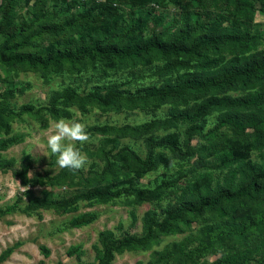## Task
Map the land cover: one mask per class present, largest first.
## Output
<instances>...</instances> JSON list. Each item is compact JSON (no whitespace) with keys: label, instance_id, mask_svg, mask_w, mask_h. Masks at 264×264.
<instances>
[{"label":"rangeland","instance_id":"rangeland-1","mask_svg":"<svg viewBox=\"0 0 264 264\" xmlns=\"http://www.w3.org/2000/svg\"><path fill=\"white\" fill-rule=\"evenodd\" d=\"M243 2L238 12L234 3L225 0H44L43 6L38 0H0V264H98L102 233L111 232L119 240L140 239L150 211H157L163 220L164 209L184 191L194 199L196 182L213 189L218 181L224 182L225 173L237 165L221 161L216 143L231 147L249 141V159L264 166V137L257 144L252 129L240 135L228 126L216 128L223 109L202 114L197 121L200 132L190 137V123L171 115L173 107L193 111L207 97L221 93H190L162 101L141 98L143 87L161 86L182 72L193 71L204 54L216 56L219 50L197 42L203 36L218 37L220 27L232 26L239 33L254 35L256 50L264 51V0ZM186 4L191 11L189 37L182 26ZM155 38L176 41V51L163 55L152 50L133 56L89 53L97 41L104 48L117 44L136 50ZM73 40L78 42L69 45ZM23 41L18 51L49 56L59 47L72 52V58L50 63L47 69L4 63L2 53L13 52L6 47ZM223 53L230 57L227 50ZM173 59L189 61L192 66L165 72L163 66ZM249 89H264V77ZM109 90L133 100L119 98L108 103ZM244 91L238 86L227 93ZM74 115L90 135L89 142L77 144L88 162L75 171L56 165L45 136L53 122ZM169 135H176L184 150L189 143L195 153L182 157L171 144L158 143ZM149 142L154 143L156 155L174 164L158 162L144 169L131 154L123 156L129 149L144 160ZM128 188H160V195L137 202ZM94 189L123 193L109 201L81 198L67 202ZM241 208L252 217L244 220L252 219L264 229L263 199H248ZM85 215L92 220L75 222ZM191 217V222L180 220L166 232L157 230L146 247H124L110 264H168L170 250L195 248L215 222L208 210ZM254 234L264 243V233ZM252 239L230 234L220 249L208 246L197 261L211 264L228 243L245 248ZM251 264L260 263L254 260Z\"/></svg>","mask_w":264,"mask_h":264},{"label":"trees","instance_id":"trees-1","mask_svg":"<svg viewBox=\"0 0 264 264\" xmlns=\"http://www.w3.org/2000/svg\"><path fill=\"white\" fill-rule=\"evenodd\" d=\"M40 5H44V0H38ZM231 1L236 5V10H243V0ZM72 2L71 6H74ZM183 28L186 36L191 34V11L188 4L183 10ZM13 34L10 36L12 37ZM10 41L8 37L7 42ZM255 36L248 32L239 33L230 27H220L218 37H200L199 46H212L219 50L216 56L204 54L196 63L193 71H185L178 74L174 80L168 79L161 86L148 85L143 87L144 95L141 98L148 100L162 101L167 98H183L190 93L218 92L207 97L200 102L192 111L191 107H173L171 115L175 119H180L190 123L187 134L190 136L200 132L201 125L197 123L202 114H207L215 109H223L219 116L216 128L228 126L237 134H246L249 129L254 131L255 141L261 143L264 137V89H249L254 81L264 77V51H257ZM66 42V41H65ZM73 40L69 45L77 43ZM67 43V42H66ZM25 41L17 45L6 47L12 49V53L3 52L1 59L8 65L26 64L32 67L47 69L50 63L59 64L64 60H71L72 52L68 49L57 48L49 53V56H42L29 51H18ZM102 42H95L91 52L102 54L117 53L119 56H133L150 53L152 50L169 55L175 52L177 42L168 43L165 39H157L152 44H139L136 50L120 48L117 44L109 47H102ZM197 44V45H198ZM67 45V44H65ZM227 50L230 57L223 53ZM190 50V49H189ZM192 64L189 61L169 60L163 66L165 72H173L181 68H189ZM242 87L245 91L235 95L227 93L236 87ZM99 88V87H98ZM96 87V89H98ZM98 91V90H97ZM71 94L69 98H71ZM108 103L115 102L119 98L133 100V97L124 96L120 91L109 90L106 93ZM137 99V98H136ZM168 143L173 146L174 152L179 156H188L195 153V150L187 143L185 150L180 146L176 135H169L158 140V143ZM215 150L221 151V161L227 165H237L229 169L224 175V182L218 181L213 189L210 184L201 186L198 182L194 184V199L189 197V193L184 191L177 202L169 204L165 209V217L160 220V214L152 210L144 219L145 234L140 239L129 238L125 240L115 239L111 232H104L101 235V255L98 264H110L115 257V253L124 247H146L150 245L156 235L157 230L168 231L178 221L191 222L192 217L204 215L208 210L215 217V222L209 227L207 237L202 239L195 248L175 247L168 252V264H199L197 258L203 256L208 246L220 249V243L225 241V237L230 234H238L243 238L252 236L249 246L239 248L235 243H228L220 257L211 264H251L256 260L264 264V243L254 237V231L264 233L260 223L254 220H244L252 218L244 213L241 208L248 199L264 200V166L249 159V152L252 145L249 141L236 143L228 147L222 142L216 143ZM124 154L129 158L130 154L135 161H138L144 169L156 166L158 162L170 165V159L162 154H155L154 143H148L147 158L142 160L135 152L127 150ZM127 192H133L137 202L156 199L160 195V188H128ZM122 191L112 190H91L86 195H78L68 203H74L78 199L97 198L99 201H109L111 198L122 194ZM246 215L245 218L243 215ZM92 220L91 215H85L75 220L82 224ZM238 226V227H237ZM206 235V234H204ZM11 250V249H10ZM2 259H0V262ZM143 264V263H138ZM204 264H207L204 262Z\"/></svg>","mask_w":264,"mask_h":264},{"label":"clouds","instance_id":"clouds-1","mask_svg":"<svg viewBox=\"0 0 264 264\" xmlns=\"http://www.w3.org/2000/svg\"><path fill=\"white\" fill-rule=\"evenodd\" d=\"M69 111H73L69 109ZM46 144L52 156H55V163L61 169L80 170L85 167L88 157L83 154L77 144H84L90 141V135L86 126L80 121L78 115L71 119H59L53 122L47 132ZM48 156V153H44ZM50 158V157H49ZM174 164V161L170 162ZM32 174L28 173V176Z\"/></svg>","mask_w":264,"mask_h":264}]
</instances>
